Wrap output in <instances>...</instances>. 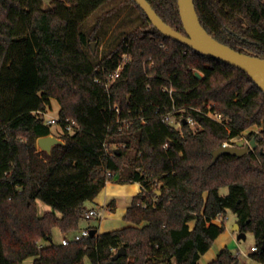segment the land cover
Wrapping results in <instances>:
<instances>
[{
    "label": "trees",
    "instance_id": "16d2710c",
    "mask_svg": "<svg viewBox=\"0 0 264 264\" xmlns=\"http://www.w3.org/2000/svg\"><path fill=\"white\" fill-rule=\"evenodd\" d=\"M109 1L0 0V264H201L226 231L229 211L254 235L251 258L264 264V143L213 164L225 141L264 127V91L239 68L161 33L135 0L124 1L139 8L142 25L93 60L85 49L93 52L100 38L80 25ZM148 1L187 34L178 0ZM194 3L215 39L264 59V0ZM123 54L124 69L107 87ZM53 99L61 126L75 121L79 130L48 153L37 140L52 134L46 113ZM211 104L231 119L229 128L197 111ZM181 109L197 129L185 124L180 132L164 121ZM122 176L141 184L124 216L130 226L43 245L55 228L78 232L86 203ZM38 200L52 211L39 215ZM120 248L126 254L114 260ZM236 262L224 248L208 264Z\"/></svg>",
    "mask_w": 264,
    "mask_h": 264
},
{
    "label": "rangeland",
    "instance_id": "374dc122",
    "mask_svg": "<svg viewBox=\"0 0 264 264\" xmlns=\"http://www.w3.org/2000/svg\"><path fill=\"white\" fill-rule=\"evenodd\" d=\"M50 0H45L48 5ZM142 25V16L137 6L132 4H126L124 0H111L108 3L101 6L94 14H92L85 22L80 25V31L89 36L95 33L100 40L93 41L95 43V50L91 52L90 47H86L87 53L93 60L101 59L105 53L110 51L122 38V36L128 32L136 30ZM46 118H58L60 114V105L57 100L53 99L51 107L46 113ZM199 127L198 124L192 126L195 130ZM264 129L263 126H260ZM52 135L57 134L64 135L62 129L58 125L52 126ZM38 149L44 151L37 145ZM109 184L123 185V188H117L116 191L109 193L110 201L105 204L106 192H102L93 202H87L86 207L96 206L98 210L103 213L102 218H93L90 220L83 219L81 221L82 228H94L98 230V233L113 232L130 226V223L125 220L124 216L126 211L123 207L127 206L130 201L133 200L132 196L129 195V190L136 192L137 194L141 191L140 184L137 182L127 181L124 176L119 177L114 181H110ZM128 190V192H127ZM229 189L227 187L221 189L222 195H227ZM128 194V199L125 197ZM136 194V195H137ZM135 195V196H136ZM118 200L120 208L118 207L115 211H112L111 204ZM38 211L39 215L52 211V208L38 200ZM88 209L86 208V211ZM222 220H217L220 223ZM238 222V216L233 211H229L226 220V231L219 237V239L212 246L211 250L203 255L201 258V264H208L213 261L217 255L222 251V248H228L238 259V264H260L251 258V248L255 246V237L251 232L246 234V239H238V232H234V226ZM64 236L72 238V234L62 233L59 228H55L53 231V242H43V245L49 244H61ZM243 254L238 255V252ZM34 258L27 259L24 264H32ZM86 264H91L86 259Z\"/></svg>",
    "mask_w": 264,
    "mask_h": 264
},
{
    "label": "water",
    "instance_id": "95a60500",
    "mask_svg": "<svg viewBox=\"0 0 264 264\" xmlns=\"http://www.w3.org/2000/svg\"><path fill=\"white\" fill-rule=\"evenodd\" d=\"M135 1L148 16L150 22L161 33L181 42L208 58L217 59L225 64L239 68L246 72L260 89L264 91V59L239 52L232 47L221 43L209 34L200 22L194 0H178L181 18L187 32L186 35L176 31L170 25L165 23L153 9L148 0ZM92 47L95 50V43H92ZM196 76L202 78L200 72H197ZM61 143H63L62 140L51 135L40 137L37 140L38 146L48 153L52 151V148L55 145ZM251 145L253 150L258 148V143L255 139L252 141ZM118 151L119 149H116V152ZM249 152H251L249 146L244 148L222 146L213 153V164L216 163L221 156L232 155L240 157ZM233 231L239 233V240L246 239V233L241 230V226L238 223L234 226ZM97 232L96 229H91V237L96 236ZM49 241L53 242V238H50ZM125 254L126 252L124 248H120L114 255L113 259L117 260ZM235 264L238 263L236 262Z\"/></svg>",
    "mask_w": 264,
    "mask_h": 264
},
{
    "label": "built area",
    "instance_id": "2783aa9c",
    "mask_svg": "<svg viewBox=\"0 0 264 264\" xmlns=\"http://www.w3.org/2000/svg\"><path fill=\"white\" fill-rule=\"evenodd\" d=\"M128 58L129 57L127 54L122 55V61L119 65V67L108 78L107 87H109L110 84L114 83L120 77V74L123 71L124 65L127 62ZM165 90H167V89H165ZM172 91H173V89H170V92H172ZM115 110L118 113H120V109L118 106H115ZM197 111L204 113L209 118L217 121L218 123L222 124L223 126H225L227 128H229V126H230L231 119L225 117L222 113L213 110V104L208 105V108L205 111L203 109H197ZM39 113L42 114L41 112H39ZM185 113H186L185 109H181L179 111H176V113H173V114L168 113L164 116V121L166 123H168L172 128H174L180 132L183 131V126L185 124L190 125V127H192L195 124H198L197 120L194 118V116L192 114H187V116H186ZM46 122L51 127L54 125L60 126L63 133L74 134L79 130V127L75 121H71V122L67 123L65 128L62 127L59 117L58 118H47ZM254 139L256 140L257 143L259 141L264 143V129L258 125L252 126L248 129H246L245 131L241 132L240 134H238L234 137H231L230 139L225 141L222 146H224V147H237V148H244V147L249 146L250 150L254 151L252 148V145H251V143ZM109 146H110V144L105 143V147L107 149L109 148ZM122 147H125V145L122 144ZM165 147H168V144H166ZM115 148L119 149V147L117 145H115ZM102 216H103V213L100 210H98L97 208L96 209L93 208V209L87 210L85 212L84 219L90 220L93 218H102ZM91 229L92 228H82L78 232L73 233L72 238L64 236L61 244L69 245L73 242H78V241L88 239L91 237ZM251 251L253 253L257 252L256 246H253L251 248ZM241 254H243L241 251L238 252V255H241Z\"/></svg>",
    "mask_w": 264,
    "mask_h": 264
},
{
    "label": "crops",
    "instance_id": "0c3cea01",
    "mask_svg": "<svg viewBox=\"0 0 264 264\" xmlns=\"http://www.w3.org/2000/svg\"><path fill=\"white\" fill-rule=\"evenodd\" d=\"M53 134V133H52ZM51 134V135H52ZM55 137H57V138H59L60 140H62V142L64 143V140L63 139H61L60 137V135H56ZM138 184H140V183H138ZM124 186L123 185H114V184H109V182H108V184H107V186L105 187V189L102 191V192H106V197H105V204H108V202L110 201V199H109V193L110 192H112V191H116L117 190V188H123ZM140 187H141V184H140ZM101 192V193H102ZM127 192H128V190H127ZM100 193V194H101ZM137 193L136 192H132L131 190H129V195H133L132 196V199L134 198V196L136 195ZM127 199H128V194H127V196H125ZM95 201V200H94ZM94 201H92L93 203H94ZM130 202L128 203V204H126L127 206H125V207H123V210H125L126 212H127V209L131 206V204H132V201L133 200H129ZM119 201L118 200H116L115 199V202L113 203V204H111L110 206H111V210L112 211H115L119 206H120V204L118 203ZM87 205V204H86ZM88 210H90V209H93V208H95L96 209V206H91V207H86ZM120 208V207H119ZM126 214V213H125ZM221 237V236H220ZM219 239V238H218ZM217 239V240H218ZM224 248H222V250H223ZM216 259V258H215Z\"/></svg>",
    "mask_w": 264,
    "mask_h": 264
}]
</instances>
